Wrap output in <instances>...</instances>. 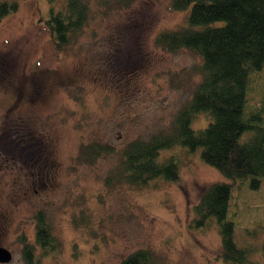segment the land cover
<instances>
[{
    "label": "rangeland",
    "instance_id": "rangeland-1",
    "mask_svg": "<svg viewBox=\"0 0 264 264\" xmlns=\"http://www.w3.org/2000/svg\"><path fill=\"white\" fill-rule=\"evenodd\" d=\"M15 1L16 9L0 17V244L11 252L10 264H120L140 247L167 264H224L215 218L194 221V205L214 181L232 183L235 242L263 263L264 178L259 187L233 181L202 159L201 147L173 145L158 159L177 158L176 180H105L121 147L168 129L200 80V55L155 43L161 30L187 24L188 9H173L171 0H133L128 7L88 0L87 22L57 49L41 21L50 2ZM247 98L245 114L249 104L264 102V63L250 73ZM259 112L255 124L264 127ZM209 120L200 111L189 124L202 128ZM90 141L114 151L85 161L80 146ZM39 211L56 240L46 252L35 240ZM27 242L34 246L31 263L23 255Z\"/></svg>",
    "mask_w": 264,
    "mask_h": 264
},
{
    "label": "trees",
    "instance_id": "trees-1",
    "mask_svg": "<svg viewBox=\"0 0 264 264\" xmlns=\"http://www.w3.org/2000/svg\"><path fill=\"white\" fill-rule=\"evenodd\" d=\"M48 1L49 15L41 21L54 46L61 49L87 22L90 5L88 0ZM100 1L128 7L133 0ZM16 7L15 0L1 1L0 17ZM171 7L188 9L187 24L161 30L155 43L168 51L185 47L200 55L201 63L194 67L201 75L200 80L168 129L156 131L147 138H133L121 147L119 163L105 180L108 184L133 186L146 185L157 177L176 180L177 158L169 155L160 161L159 151L184 145L189 150L201 147L202 159L233 181L249 179L251 187H259L264 178V127L256 126L255 122L261 120L259 110H264V102L249 104L246 114L244 110L250 73L264 63V0H171ZM200 111L208 113L210 120L202 128H192L190 119ZM252 129L254 133L241 140L242 134ZM113 151L109 143L90 141L80 146L79 157L93 161L100 154ZM231 199L232 183L208 184L194 205L195 224L205 225L210 217L215 218L224 264H264V239L263 263L250 259V247L235 242L234 221L229 217ZM36 219V245L45 252L55 249L56 240L44 213H36ZM33 250L32 244H24L23 255L28 263L34 259ZM120 264L167 263L150 248L140 247L125 255Z\"/></svg>",
    "mask_w": 264,
    "mask_h": 264
},
{
    "label": "water",
    "instance_id": "water-1",
    "mask_svg": "<svg viewBox=\"0 0 264 264\" xmlns=\"http://www.w3.org/2000/svg\"><path fill=\"white\" fill-rule=\"evenodd\" d=\"M11 259V252L4 246H0V261L6 262Z\"/></svg>",
    "mask_w": 264,
    "mask_h": 264
},
{
    "label": "flooded vegetation",
    "instance_id": "flooded-vegetation-1",
    "mask_svg": "<svg viewBox=\"0 0 264 264\" xmlns=\"http://www.w3.org/2000/svg\"><path fill=\"white\" fill-rule=\"evenodd\" d=\"M35 232H36V227H35ZM0 246H3V245L0 244ZM10 263H11V259L9 261H6V262L0 261V264H10Z\"/></svg>",
    "mask_w": 264,
    "mask_h": 264
}]
</instances>
